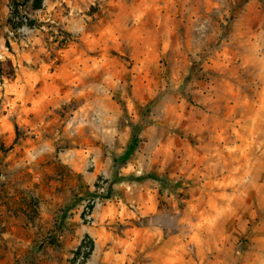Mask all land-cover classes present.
<instances>
[{"label":"rangeland","instance_id":"rangeland-1","mask_svg":"<svg viewBox=\"0 0 264 264\" xmlns=\"http://www.w3.org/2000/svg\"><path fill=\"white\" fill-rule=\"evenodd\" d=\"M11 1L0 264H264V0Z\"/></svg>","mask_w":264,"mask_h":264},{"label":"trees","instance_id":"trees-1","mask_svg":"<svg viewBox=\"0 0 264 264\" xmlns=\"http://www.w3.org/2000/svg\"><path fill=\"white\" fill-rule=\"evenodd\" d=\"M12 0L11 1V28L13 30H18L19 28L23 27L22 25H28L30 28H33L37 25V21L28 16L27 13L23 11L26 10V7L32 3L34 9L42 8L43 7V0ZM67 38L62 39L60 44H65ZM140 145V139L137 135L134 136L133 142L129 146V148L122 154H119L115 157V173L113 175L112 181L108 183V186L105 187L103 190H89L87 195L81 197L78 202L82 199H87L90 197V205L91 208L93 207L94 203L93 200L96 197H104V198H111L115 194V184L121 183L124 180H136V181H145V180H158L162 181V176L158 173H143L140 175H124L121 174V168L130 161V159L135 155L138 147ZM98 188L100 187L97 184ZM92 201V202H91ZM77 202V203H78ZM77 203H73L66 208L64 219L67 217L68 211Z\"/></svg>","mask_w":264,"mask_h":264},{"label":"clouds","instance_id":"clouds-1","mask_svg":"<svg viewBox=\"0 0 264 264\" xmlns=\"http://www.w3.org/2000/svg\"><path fill=\"white\" fill-rule=\"evenodd\" d=\"M226 59H227V57H226ZM80 95H83V93H80ZM69 104H71V100L69 101ZM81 110H83V109H82V106H81L80 108L75 109V111H74V113H73V121H75V119H76V114H77L79 111H81ZM71 126H72V124L69 123V124H68V127H71ZM77 126H78V127H83L84 125L80 124V125H77ZM170 167L174 168V167H175V164L173 163ZM195 223H196V225H199V227H203V224H202L199 220L196 221ZM195 235H196V233L194 232V233H193V237H195Z\"/></svg>","mask_w":264,"mask_h":264}]
</instances>
